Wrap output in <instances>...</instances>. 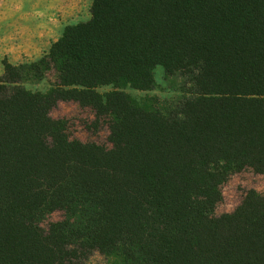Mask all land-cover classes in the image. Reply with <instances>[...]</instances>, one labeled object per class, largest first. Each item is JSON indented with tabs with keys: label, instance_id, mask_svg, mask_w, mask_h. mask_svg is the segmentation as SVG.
<instances>
[{
	"label": "trees",
	"instance_id": "16d2710c",
	"mask_svg": "<svg viewBox=\"0 0 264 264\" xmlns=\"http://www.w3.org/2000/svg\"><path fill=\"white\" fill-rule=\"evenodd\" d=\"M159 65L175 99L127 92ZM62 102L110 146L72 137ZM246 169L264 174V0H93L41 58L4 61L0 264H264V193L218 213Z\"/></svg>",
	"mask_w": 264,
	"mask_h": 264
},
{
	"label": "rangeland",
	"instance_id": "374dc122",
	"mask_svg": "<svg viewBox=\"0 0 264 264\" xmlns=\"http://www.w3.org/2000/svg\"><path fill=\"white\" fill-rule=\"evenodd\" d=\"M92 3L93 0H0V77L4 73L5 60L19 64L38 60L45 55L67 25L90 18ZM155 77L158 86L152 91L126 90L138 99L145 96L175 99L179 95L163 66L156 67ZM47 86L45 81L27 85L32 90H45ZM111 88L103 86L99 91L105 93ZM52 115L69 120L68 132L72 137L110 146L108 124L106 121L96 123L92 109L74 102H62ZM252 189L264 193V174L246 169L231 176L222 187L224 199L218 206V213L233 211ZM62 216V212H55L48 217V222L60 220ZM89 264L111 263L96 253Z\"/></svg>",
	"mask_w": 264,
	"mask_h": 264
}]
</instances>
